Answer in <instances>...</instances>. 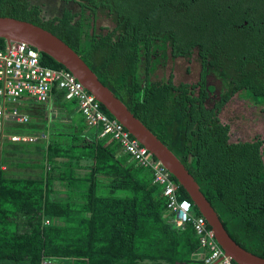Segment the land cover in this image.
Instances as JSON below:
<instances>
[{
	"label": "trees",
	"instance_id": "1",
	"mask_svg": "<svg viewBox=\"0 0 264 264\" xmlns=\"http://www.w3.org/2000/svg\"><path fill=\"white\" fill-rule=\"evenodd\" d=\"M67 1L76 7L64 6L48 19L32 0H0V17L42 27L76 51L182 161L231 237L264 258V142H232L220 117L240 93L264 106V0ZM86 11L94 19L106 14L114 27L90 34ZM6 45L0 39V48ZM169 49L174 58L197 55L199 83L151 80L154 62ZM41 62L67 70L46 54ZM208 71L227 86L213 106ZM55 93L54 103L78 113L68 134L41 131L49 135L41 140L50 165L42 166L43 177L9 178L0 170V264H42L44 258L56 264H204L195 259L201 247L194 226L178 229L170 222L165 187L155 182L154 171L131 160L111 137H101V127L87 126L77 100ZM29 109L23 111L29 115ZM172 179L180 201L192 202ZM59 192L66 198H55Z\"/></svg>",
	"mask_w": 264,
	"mask_h": 264
},
{
	"label": "built area",
	"instance_id": "2",
	"mask_svg": "<svg viewBox=\"0 0 264 264\" xmlns=\"http://www.w3.org/2000/svg\"><path fill=\"white\" fill-rule=\"evenodd\" d=\"M64 92L67 101L77 100L89 127H101V137L109 136L120 144L124 153L139 165L154 171L155 182L165 187L164 196L168 199L171 223L178 229L192 224L199 238L200 247L207 252L205 264H235L218 243L215 233L204 217L195 216L193 205L188 200L180 201L178 185L172 174L160 160H155L147 148L131 137L130 132L116 119L107 116L101 104L85 89L82 83L68 70H55L44 66L41 54L25 43L12 42L0 48V170L8 169L5 152V130L8 125H25L31 118L23 111L28 100L39 104L55 101V90ZM49 135H10L14 143H38L47 140ZM50 221L47 220V224ZM42 264H56L45 258Z\"/></svg>",
	"mask_w": 264,
	"mask_h": 264
},
{
	"label": "rangeland",
	"instance_id": "3",
	"mask_svg": "<svg viewBox=\"0 0 264 264\" xmlns=\"http://www.w3.org/2000/svg\"><path fill=\"white\" fill-rule=\"evenodd\" d=\"M32 1L34 4H41L42 2V0ZM57 5L59 10L56 11L59 12L65 4L59 2ZM70 6L76 7L73 4ZM85 18L86 23L90 25V34L93 30L106 33L108 28L114 27L112 19L106 14L100 13L94 19L91 17L90 12L86 11ZM166 52L159 61H155L153 64L154 72L151 75L153 82L166 81L171 77H173L176 84H197L200 82L202 67L196 54L191 59H185L174 58L170 49ZM205 78L207 87L212 88L209 105L213 106L226 92L227 86L215 72L208 71ZM35 103L33 100H28L23 104L27 108L30 107L27 111L32 118L31 124L26 126L8 125L5 130V156H7L5 159L8 167L5 174H7V177L9 172H13V178L40 180L45 172V168L42 166L50 167L46 160V144L42 141L33 145L13 144L9 141L10 135H24L23 133H26L34 136L40 134L45 127H50L51 136L57 132L66 134L71 132L74 120L63 107L56 108V112L51 114L44 106L41 107ZM220 117L222 122L228 124L231 128L232 142H249L257 139L264 142V106L255 105L244 93L235 95L224 107ZM80 174L83 175L84 172L82 171ZM56 188L57 190L63 189L60 183L56 184ZM59 193L61 194L54 197L58 199L66 198V190L65 193ZM62 264H66V262Z\"/></svg>",
	"mask_w": 264,
	"mask_h": 264
},
{
	"label": "water",
	"instance_id": "4",
	"mask_svg": "<svg viewBox=\"0 0 264 264\" xmlns=\"http://www.w3.org/2000/svg\"><path fill=\"white\" fill-rule=\"evenodd\" d=\"M0 39H5L8 44L25 43L62 64L184 187L193 204L212 227L218 243L228 257L237 264H264V258L247 251L231 237L218 213L182 161L100 81L96 73L69 45L42 27L8 17H0Z\"/></svg>",
	"mask_w": 264,
	"mask_h": 264
},
{
	"label": "flooded vegetation",
	"instance_id": "5",
	"mask_svg": "<svg viewBox=\"0 0 264 264\" xmlns=\"http://www.w3.org/2000/svg\"><path fill=\"white\" fill-rule=\"evenodd\" d=\"M59 2L64 3L65 8H70L71 7L70 5L74 4L73 2L67 0H42L41 6L44 10L43 16H46L48 19H50L54 17L52 14L53 12L54 14H59L61 10L59 12L56 11L59 10L57 7L58 6L57 3Z\"/></svg>",
	"mask_w": 264,
	"mask_h": 264
},
{
	"label": "crops",
	"instance_id": "6",
	"mask_svg": "<svg viewBox=\"0 0 264 264\" xmlns=\"http://www.w3.org/2000/svg\"><path fill=\"white\" fill-rule=\"evenodd\" d=\"M61 106V105H60ZM58 104H56V103H51L50 104V106L48 107H46L45 106V108L47 109V111L49 110V112L51 113V114H53V113H55L56 111L55 110H57L56 108H58V107H60ZM64 107V106H63ZM65 108V110H66V112L73 118V120L75 119L76 120V115H77V113H78V110L76 111V112H72V113H70L68 110H67V108L66 107H64ZM76 117V118H75ZM8 171V169L6 170V172ZM9 173H11V172H9ZM9 173H8V177L9 178H13V176H12V174H13V172L11 173V175H9ZM7 175V174H6ZM57 183H59V182H56L55 184H57ZM206 255H207V252H205L204 250H200L196 255H195V259L196 260H198L199 262H203L204 261V258L206 257ZM205 264V263H204Z\"/></svg>",
	"mask_w": 264,
	"mask_h": 264
},
{
	"label": "clouds",
	"instance_id": "7",
	"mask_svg": "<svg viewBox=\"0 0 264 264\" xmlns=\"http://www.w3.org/2000/svg\"><path fill=\"white\" fill-rule=\"evenodd\" d=\"M41 54V53H40ZM100 103V102H99ZM101 104V103H100ZM115 119V118H114ZM189 201V200H188ZM191 202V201H190ZM192 203V205H193V207L195 206L194 204H193V202H191ZM193 213H194V210H193ZM195 215V214H194ZM196 216V215H195ZM198 217H204L203 215L202 216H198ZM205 218V217H204ZM206 219V218H205ZM208 222V221H207ZM175 225V224H174ZM188 225V224H187ZM192 225V224H191ZM208 225H209V223H208ZM176 226V225H175ZM210 226V225H209ZM177 227V226H176ZM210 228H212L211 226H210ZM195 229V228H194ZM213 230V229H212ZM221 246V245H220ZM224 250V249H223ZM225 252V251H224ZM45 259V258H44ZM43 259V260H44Z\"/></svg>",
	"mask_w": 264,
	"mask_h": 264
}]
</instances>
